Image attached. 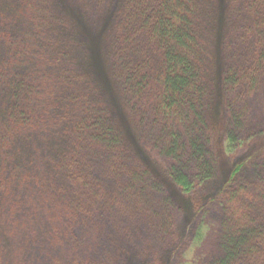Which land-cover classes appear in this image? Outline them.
Instances as JSON below:
<instances>
[{"label": "rangeland", "instance_id": "rangeland-1", "mask_svg": "<svg viewBox=\"0 0 264 264\" xmlns=\"http://www.w3.org/2000/svg\"><path fill=\"white\" fill-rule=\"evenodd\" d=\"M195 1L207 99L203 124L175 130L179 143L206 140L214 174L182 192L167 175L174 160L160 152L167 126L150 91L130 99L113 75L124 0H0V264H212L223 253L217 196L235 166L230 185L264 222V77L244 98L224 81L264 43V14L243 0ZM97 101L123 134V153L74 144V121ZM16 102L33 109L29 127L7 126ZM73 149L91 161L88 189L56 168Z\"/></svg>", "mask_w": 264, "mask_h": 264}, {"label": "trees", "instance_id": "trees-1", "mask_svg": "<svg viewBox=\"0 0 264 264\" xmlns=\"http://www.w3.org/2000/svg\"><path fill=\"white\" fill-rule=\"evenodd\" d=\"M243 1L250 10L264 14V0ZM197 10L195 0H124V14L116 27L114 48L109 52L113 75L127 97L139 99L150 91V105L167 126L160 152L174 160L167 175L182 192L191 191L214 174L205 149L206 140L203 142L191 134L185 142L179 143L181 133L177 131L182 128L176 126V123L186 125L189 121L203 124L201 113L207 98L198 55ZM263 77L264 43L249 59L227 69L224 81L244 98L258 92ZM20 81L11 82L12 98L21 89ZM78 96L72 99L77 100ZM130 99L127 101L134 103ZM32 113L30 105L16 102L5 110L4 118L9 127L26 128L33 124ZM83 113L74 121L70 132L76 147L80 148L78 143L87 141L91 144L86 147L123 153L124 136L99 101L90 104ZM227 135L230 145L236 134L230 129ZM77 151L58 155L56 168L67 181L88 189L83 173L90 174L91 161L79 157ZM190 166L194 169L192 174L188 172ZM237 169L238 166L232 169L217 196L223 209V253L212 264H264V222L259 220L253 206L244 201L245 189L230 185Z\"/></svg>", "mask_w": 264, "mask_h": 264}]
</instances>
